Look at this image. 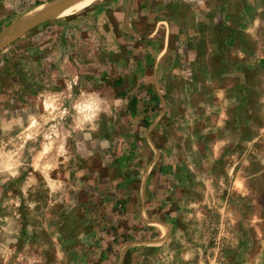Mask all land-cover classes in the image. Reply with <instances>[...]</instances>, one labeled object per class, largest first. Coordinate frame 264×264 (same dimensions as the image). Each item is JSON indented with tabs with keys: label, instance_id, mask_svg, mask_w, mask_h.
I'll return each instance as SVG.
<instances>
[{
	"label": "rangeland",
	"instance_id": "rangeland-1",
	"mask_svg": "<svg viewBox=\"0 0 264 264\" xmlns=\"http://www.w3.org/2000/svg\"><path fill=\"white\" fill-rule=\"evenodd\" d=\"M48 1L0 0V31ZM239 1L253 9H217L205 31L185 25L205 40L174 28L157 73L163 102L136 119L91 73L102 58L91 46L109 50L108 0L0 49V264H264V0ZM229 12L250 31H217ZM78 68L77 87L62 85ZM153 159L143 208L173 226L156 252L137 247L154 233L134 194Z\"/></svg>",
	"mask_w": 264,
	"mask_h": 264
},
{
	"label": "crops",
	"instance_id": "crops-1",
	"mask_svg": "<svg viewBox=\"0 0 264 264\" xmlns=\"http://www.w3.org/2000/svg\"><path fill=\"white\" fill-rule=\"evenodd\" d=\"M230 1L231 4L226 5L224 3L225 0H108L107 3L109 4L106 7L108 10L106 23L101 27H107L105 33L108 34L106 42H110L108 45L109 50L108 47L103 48V46L97 45L91 46L90 56L92 54L98 56L102 53L101 61L96 62L95 65V68L97 67V69L95 70L92 68L93 70L91 73H93L96 78H100V76L104 77L105 80L100 81L107 82V84H101L102 86H100V88L103 87L105 89L108 87L113 89L115 91L112 97L113 100L115 99L114 102L126 105L124 112L121 110L119 113L122 112L126 119H131L132 116L136 119L141 114H148V112H143V109L145 108H142V105L146 103L152 105L161 104V102H163V95L161 94L163 85L158 79L157 73L161 57L166 53L168 41L173 36L172 31L174 28H177L176 32L180 34L178 36H184L186 42L203 40L204 38H207V35H205L204 32L206 27L210 24L213 25V22L211 21V18L214 20L212 14L213 11H216L217 9H221L222 11V9L226 7L252 8V6L243 4L239 0ZM179 10H185L186 14L187 12L188 14L181 18L180 15L182 12ZM229 14L230 16H227L225 20L221 19V21L214 22L217 25H220V23L223 22V24L220 25L221 27H217V31H224L225 26L228 25H231L232 27L240 26L239 33L232 28L230 39L237 38V36L241 34L240 30L245 31V33L250 31V26L253 25V22L249 23V17L246 15L244 17L239 15L234 16L231 12H229ZM178 19L182 20L177 21ZM196 23L200 25L201 29L204 28L202 33L193 29L191 33L189 32L191 31L190 29L188 30L185 28V25L189 26ZM161 29L163 30V37L157 35L158 33H161ZM175 35L177 34H174V37ZM161 39L162 46L159 49L158 41ZM144 46L145 51L142 49ZM240 55L244 54L240 53ZM130 60L131 62L133 61V64H130ZM79 68L76 70L77 72L74 70L73 75L62 81V85L66 84L69 89L77 87V79L82 73L80 71L81 68L80 70ZM61 89L64 88L62 87ZM61 92L65 94V90ZM59 93L55 91L51 94ZM45 94L50 93L46 92ZM160 115L161 114L152 116L153 123L149 126L151 130L156 128V125L160 120ZM135 129L136 128H134V130ZM149 129H147V132ZM150 152L153 153L155 159L156 157H161V149L153 148ZM155 159H153V161L145 162L144 168L151 169V171L149 170L147 176H143L142 180H139L137 183V192H134V194H136L135 199H137L138 206H140L136 212L137 218L143 225L152 230L151 233H154L153 236L145 238L144 242L137 243V247L144 251L148 249L153 250L152 252H156V250L162 251L164 247H166L165 245L167 241L171 240L170 238L173 230V226L164 221L160 216L150 214V217H148L149 214H147L146 209L143 208L144 200L147 199L146 189L153 173L152 169H154L156 165ZM206 165L207 164L203 161L200 162L199 165L192 164L189 167L195 169L200 167L199 169L201 170L203 167H206ZM155 178L156 179L153 180L154 184L160 179L158 173L155 174ZM127 198L130 200L132 199V197ZM232 215L235 216V212L232 213ZM133 216L134 214H129V217ZM232 219L234 222L235 218L232 217ZM127 246L133 247L130 245ZM158 253L159 252L157 251L156 254ZM177 254L175 255V258L171 259H177V262H180L178 258L179 255H181V252ZM186 255L187 254L184 256ZM154 262L157 261H154L153 257L152 263Z\"/></svg>",
	"mask_w": 264,
	"mask_h": 264
},
{
	"label": "bare ground",
	"instance_id": "bare-ground-1",
	"mask_svg": "<svg viewBox=\"0 0 264 264\" xmlns=\"http://www.w3.org/2000/svg\"><path fill=\"white\" fill-rule=\"evenodd\" d=\"M95 0H51L35 5L24 15L0 31V49L4 48L22 34L47 20L58 19L74 14L92 4Z\"/></svg>",
	"mask_w": 264,
	"mask_h": 264
},
{
	"label": "built area",
	"instance_id": "built-area-1",
	"mask_svg": "<svg viewBox=\"0 0 264 264\" xmlns=\"http://www.w3.org/2000/svg\"><path fill=\"white\" fill-rule=\"evenodd\" d=\"M33 1H42V0H33ZM45 1V0H43ZM190 264H200L199 262H191Z\"/></svg>",
	"mask_w": 264,
	"mask_h": 264
},
{
	"label": "trees",
	"instance_id": "trees-1",
	"mask_svg": "<svg viewBox=\"0 0 264 264\" xmlns=\"http://www.w3.org/2000/svg\"><path fill=\"white\" fill-rule=\"evenodd\" d=\"M49 1H51V0H49Z\"/></svg>",
	"mask_w": 264,
	"mask_h": 264
}]
</instances>
